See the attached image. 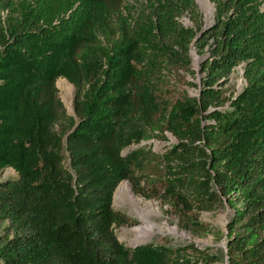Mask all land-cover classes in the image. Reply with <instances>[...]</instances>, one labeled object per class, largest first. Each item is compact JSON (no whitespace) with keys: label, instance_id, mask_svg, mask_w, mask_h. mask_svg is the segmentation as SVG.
Masks as SVG:
<instances>
[{"label":"trees","instance_id":"16d2710c","mask_svg":"<svg viewBox=\"0 0 264 264\" xmlns=\"http://www.w3.org/2000/svg\"><path fill=\"white\" fill-rule=\"evenodd\" d=\"M213 2V23L197 35L189 0L194 26L178 21L180 0H158L130 22L121 0H0V175L16 174L0 178V264H264V7ZM191 48L206 54L197 94H183L173 115L159 85L195 78ZM236 67L244 85L227 92ZM58 78L73 86L71 115ZM150 130L176 142L162 154L123 152ZM153 162L163 169L159 195L140 186L155 182ZM124 180L196 234L206 232L197 213L234 194L225 252L125 247L113 227L127 219L111 206Z\"/></svg>","mask_w":264,"mask_h":264},{"label":"rangeland","instance_id":"374dc122","mask_svg":"<svg viewBox=\"0 0 264 264\" xmlns=\"http://www.w3.org/2000/svg\"><path fill=\"white\" fill-rule=\"evenodd\" d=\"M17 0H9L14 3ZM158 0H121L120 16L127 19L129 22L139 18L142 14L148 13L152 5ZM187 6L178 21L184 26H194L191 18L196 13V18L200 29L208 27L213 23L214 17V2L213 0H189L193 5V13L188 12V0H180ZM261 7H264V0H259ZM191 59V69L196 71L195 78H191L188 74H181L175 77L176 74L166 75L160 83V96L164 98L168 104V110L171 114L178 112L181 107L182 95L192 97L197 94V86L199 85L198 64L204 55H197L193 48L189 51ZM242 71L239 67L229 76V81L224 85L227 92H238L244 85L242 79ZM186 81L192 82L194 86H189ZM55 86L58 89V95L64 105L67 115L72 114L73 102V86L63 78H58L55 81ZM170 106V107H169ZM205 122H203L204 124ZM156 130H150L147 137L137 145H131L123 150L126 152L140 146L150 148L156 154H162L172 144L176 142L174 136L167 130L162 133H157ZM62 154L66 155L65 151ZM64 165H67V159L64 157ZM163 169L161 165L153 162L148 169V178L155 182L142 181L140 186L143 190L150 192L153 195H159L162 191L161 181H156V177L162 175ZM15 172L11 168H5L1 172L0 178H14ZM119 192L117 190L119 189ZM122 188V189H121ZM230 201L223 199L222 204L215 205L211 210L200 211L196 215V219L200 225H204L206 232L197 231L192 233L183 230L178 223V219L169 210L166 205L161 204L157 198L144 199L139 195L133 194L127 181L118 183L113 191L111 206L114 211L122 214L127 223L121 226L113 227V232L119 242L125 247H132V239L134 238L135 229L150 230L147 241L155 244H164L168 246L188 245L192 243L197 249L202 252L214 254L216 252H225V237L227 235L226 225L234 214V208L237 203L234 194L231 195ZM144 208L152 210L147 214L148 219L139 216V212ZM146 242V241H145ZM212 264H227L226 258L222 261Z\"/></svg>","mask_w":264,"mask_h":264},{"label":"bare ground","instance_id":"6f19581e","mask_svg":"<svg viewBox=\"0 0 264 264\" xmlns=\"http://www.w3.org/2000/svg\"><path fill=\"white\" fill-rule=\"evenodd\" d=\"M119 190H120V187L117 190V192H119ZM149 212H152V210H148V209L144 208L138 214H139V216H141L145 219H148L147 214ZM133 232H134V238L132 239L131 244L135 245V244H139V243L147 241V239L149 237L150 230L143 228V229H135V230H133Z\"/></svg>","mask_w":264,"mask_h":264},{"label":"water","instance_id":"95a60500","mask_svg":"<svg viewBox=\"0 0 264 264\" xmlns=\"http://www.w3.org/2000/svg\"><path fill=\"white\" fill-rule=\"evenodd\" d=\"M204 29H205V27L202 28L197 35H200L204 31ZM196 37L194 39H196ZM146 243H150V242L149 241H146V242H142V243H139V244H135V245L132 246V248H134L136 246H139V245H142V244H146Z\"/></svg>","mask_w":264,"mask_h":264}]
</instances>
